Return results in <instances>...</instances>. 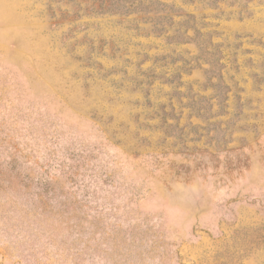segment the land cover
<instances>
[{"label": "rangeland", "instance_id": "374dc122", "mask_svg": "<svg viewBox=\"0 0 264 264\" xmlns=\"http://www.w3.org/2000/svg\"><path fill=\"white\" fill-rule=\"evenodd\" d=\"M0 264H264V0H0Z\"/></svg>", "mask_w": 264, "mask_h": 264}]
</instances>
